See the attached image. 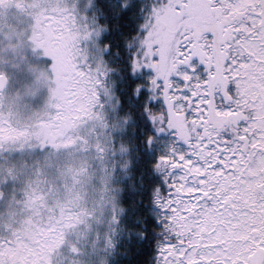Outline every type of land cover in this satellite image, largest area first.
<instances>
[{
    "label": "snow or ice",
    "instance_id": "snow-or-ice-1",
    "mask_svg": "<svg viewBox=\"0 0 264 264\" xmlns=\"http://www.w3.org/2000/svg\"><path fill=\"white\" fill-rule=\"evenodd\" d=\"M13 4L0 264H264V0ZM29 56L48 104L25 122L2 69Z\"/></svg>",
    "mask_w": 264,
    "mask_h": 264
},
{
    "label": "rangeland",
    "instance_id": "rangeland-1",
    "mask_svg": "<svg viewBox=\"0 0 264 264\" xmlns=\"http://www.w3.org/2000/svg\"><path fill=\"white\" fill-rule=\"evenodd\" d=\"M8 13L10 16L11 10ZM28 28L27 21L20 27V31L16 32H25ZM0 30H3L4 33H7L9 31H14L13 26L8 25H0ZM29 64L32 69L35 71L40 69L44 70V65L41 61L36 60L35 58L29 57ZM4 72L7 73L9 78V83L5 91L16 94V97L21 100V103L25 106H29L31 109L38 110L37 107H42L44 105V102L48 96V90L47 87H45L43 84H40L39 86H35L34 82V72L28 70V66H25L24 70L17 73L12 71L9 68L2 69ZM32 92H34V96L37 98L36 103L33 102L32 98ZM32 104H37L36 107H34ZM2 206V205H0Z\"/></svg>",
    "mask_w": 264,
    "mask_h": 264
},
{
    "label": "clouds",
    "instance_id": "clouds-1",
    "mask_svg": "<svg viewBox=\"0 0 264 264\" xmlns=\"http://www.w3.org/2000/svg\"><path fill=\"white\" fill-rule=\"evenodd\" d=\"M12 9L18 10L13 4L0 11L3 12V15H6ZM47 104H48V96L44 102V105L39 110L31 109L29 106H25L24 104H22L21 100L16 97V94L7 91H5L4 93L5 111H11L13 115L16 116L18 119H20L21 121H25V122L34 121L41 113L46 111ZM79 166H83L81 161H76L72 165V167H79Z\"/></svg>",
    "mask_w": 264,
    "mask_h": 264
},
{
    "label": "trees",
    "instance_id": "trees-1",
    "mask_svg": "<svg viewBox=\"0 0 264 264\" xmlns=\"http://www.w3.org/2000/svg\"><path fill=\"white\" fill-rule=\"evenodd\" d=\"M10 13V12H9ZM11 15L8 16L9 14L7 13L6 15H2L0 16V25L1 24H5L8 26H13V30L14 31H20V27L27 21V18L18 10L16 9H12L11 10ZM30 57V56H29ZM42 70L38 69L34 72V82H35V86H39L41 83H37L36 82V76L39 75V73ZM33 102L36 103L37 98L33 95ZM34 107L37 106V104H32ZM41 107H37V109L39 110ZM98 164V175H103V169H104V165L103 164H99V162H97Z\"/></svg>",
    "mask_w": 264,
    "mask_h": 264
}]
</instances>
